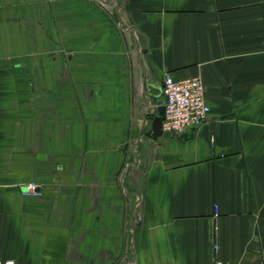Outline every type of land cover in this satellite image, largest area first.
<instances>
[{
    "label": "crops",
    "instance_id": "0c3cea01",
    "mask_svg": "<svg viewBox=\"0 0 264 264\" xmlns=\"http://www.w3.org/2000/svg\"><path fill=\"white\" fill-rule=\"evenodd\" d=\"M84 1L0 0V260L264 264V0H116L88 68ZM168 74L211 113L153 137Z\"/></svg>",
    "mask_w": 264,
    "mask_h": 264
},
{
    "label": "built area",
    "instance_id": "2783aa9c",
    "mask_svg": "<svg viewBox=\"0 0 264 264\" xmlns=\"http://www.w3.org/2000/svg\"><path fill=\"white\" fill-rule=\"evenodd\" d=\"M2 68L0 66V75ZM164 98L163 131L180 135L187 130H197L208 120L211 108L205 98V88L200 77L175 80L166 75L162 84ZM25 194L41 196L36 183L25 186ZM0 264H18L15 260H0ZM212 264H224L217 260Z\"/></svg>",
    "mask_w": 264,
    "mask_h": 264
},
{
    "label": "rangeland",
    "instance_id": "374dc122",
    "mask_svg": "<svg viewBox=\"0 0 264 264\" xmlns=\"http://www.w3.org/2000/svg\"><path fill=\"white\" fill-rule=\"evenodd\" d=\"M118 4L116 0L110 4L101 0L84 1V63L87 68L96 60L106 59L109 54H112L110 45L113 41L131 40L126 27L120 30L109 29L112 26L113 12Z\"/></svg>",
    "mask_w": 264,
    "mask_h": 264
},
{
    "label": "water",
    "instance_id": "95a60500",
    "mask_svg": "<svg viewBox=\"0 0 264 264\" xmlns=\"http://www.w3.org/2000/svg\"><path fill=\"white\" fill-rule=\"evenodd\" d=\"M165 107L163 106L159 110V115L156 118H153V129L149 135L153 137H158L163 135V120H164Z\"/></svg>",
    "mask_w": 264,
    "mask_h": 264
}]
</instances>
